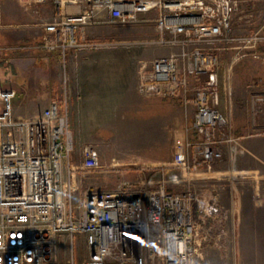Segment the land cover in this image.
I'll list each match as a JSON object with an SVG mask.
<instances>
[{
	"label": "built area",
	"instance_id": "obj_1",
	"mask_svg": "<svg viewBox=\"0 0 264 264\" xmlns=\"http://www.w3.org/2000/svg\"><path fill=\"white\" fill-rule=\"evenodd\" d=\"M50 1L55 18L44 25L40 47L60 60L61 95L38 116L24 117L13 111L16 89L0 87V264H57L62 238L73 243L77 235L84 236L88 249L80 264H154L159 258L164 264H190L197 218L222 211L217 195L171 190L168 183L183 178L168 179L166 169L159 167L146 180L124 181L115 190H87L82 199H74L75 174L98 168L99 152L84 145L78 171L67 59L75 50L117 44L87 38V24L106 20L128 25L141 13H153L147 19L155 34L145 42L170 52L139 64L137 90L196 108L193 135L175 143L170 167L196 173L222 160L225 150L235 162L245 149L234 133L230 108L222 103L232 62L222 67L221 52L233 48L232 42L261 39L258 33H231L233 14L250 0H79L84 8L75 15L64 12L68 0ZM253 101L264 103V92L254 93ZM150 226L158 228V252L150 241Z\"/></svg>",
	"mask_w": 264,
	"mask_h": 264
},
{
	"label": "crops",
	"instance_id": "obj_2",
	"mask_svg": "<svg viewBox=\"0 0 264 264\" xmlns=\"http://www.w3.org/2000/svg\"><path fill=\"white\" fill-rule=\"evenodd\" d=\"M251 1L255 0L249 2ZM83 8V2L68 0L64 6V12L68 15H75ZM100 11L101 16H105V12ZM153 15L151 13V15L145 16V26L141 28L151 36L155 34V27L153 21L147 18H152ZM54 18L55 6L50 0L38 4L21 0H0L1 58L21 48L24 50L34 49L39 53L43 52L40 44L44 25L53 21ZM115 26L117 25L102 20L99 23L87 24L85 34L89 39H110L119 32ZM157 50L161 51L162 49ZM41 54L43 55V53ZM81 54L88 55L91 59L78 60ZM123 54L127 55L125 59L117 58ZM51 57L52 60L42 59L41 63L47 67L50 66L55 59L54 56ZM69 57H71L67 62L71 100L69 123L75 141L74 162L76 163V159L82 156V148L87 143L94 145L99 152L98 168L85 174H80V172L75 174L74 182L77 181L76 189L74 186L75 200H80L84 196L82 188L103 189L109 185V189L115 190L124 181L136 182L145 179L148 174L145 167L128 168L123 171L121 167V169L116 167L118 165L136 163L151 165L162 162V160H171L174 149L167 158H161L163 131L170 133L173 138L171 142L173 141L174 145L178 141L192 137L191 124L195 114V106L193 104L182 105L174 98L141 94L137 90L139 61L132 62L129 60L125 50H119L112 46L98 49L85 48L73 51ZM75 59L76 61H74ZM24 111L27 112L22 109L18 114L24 116ZM237 116L238 114H236L234 123L235 132L239 135L238 133L241 132L242 128ZM129 132L139 133L140 136L133 142L130 140L128 144V138L124 134ZM111 133L114 134L113 137L115 136L112 138L114 141L115 139L126 141L125 146L121 145L116 148L119 152L107 151L114 149L107 145ZM115 133L118 134L117 137ZM239 136L245 151L239 154L235 163L231 161L228 151L225 150L222 160L202 166L198 171V176L183 180L189 188L194 183L209 184L210 187L208 185V188L200 193L206 197L219 196L218 202L220 205L222 204V211L225 206L224 200L220 198L222 190L220 187L216 189L211 186V183L223 179L220 176L223 167L226 171L228 166L231 169L238 166L240 171L249 170V172L257 174L259 161L263 162L264 160V135ZM245 159L249 162L248 167L243 164ZM81 164L82 158L77 165L78 171ZM174 173L173 176L182 175L179 172ZM237 190V188L232 187L227 192L231 199L227 202L229 206L227 207L226 223L228 229H233L234 238L235 232L240 226L242 211V201L239 199L241 192Z\"/></svg>",
	"mask_w": 264,
	"mask_h": 264
},
{
	"label": "rangeland",
	"instance_id": "obj_3",
	"mask_svg": "<svg viewBox=\"0 0 264 264\" xmlns=\"http://www.w3.org/2000/svg\"><path fill=\"white\" fill-rule=\"evenodd\" d=\"M146 15H151V13H141L139 20L133 24L115 26L119 32L110 38V40L117 41V44H114L112 47L125 50L128 53L129 60L132 62L139 61V64L144 60H151L170 52L168 48L150 45L145 42L146 39L153 37L141 29L145 26L143 18ZM231 33L238 37L258 33L261 39L256 43L250 44L241 41L232 42L233 48L221 52L222 67H228L232 62L229 73H227L230 81L229 86L227 85V90H222V103L224 104L223 106H227L226 108H230L231 110L234 133L236 135L234 123L236 114H238L237 120L242 128L241 132L238 133L239 135H263L261 132L264 128V103H255L253 101V94L264 92V0L248 2L238 9L232 16ZM157 49L162 50L158 51ZM23 50L24 48H21L2 58V54H0V87H13L16 89L17 94L13 107L15 114L17 113L18 115L24 109L27 111H24V117H35L52 100L58 99L61 95L60 88L62 90L63 69L56 54L47 53L45 50L40 53L36 50L34 51V49ZM51 56H54L55 59L50 66L47 67L41 63L42 59L52 60ZM125 56L127 55L123 54L116 57L118 59H125ZM70 59L71 57H68L67 62ZM79 59L89 60L91 58L88 55L81 54L78 57ZM248 122L249 124L247 125ZM113 135V133L110 134L107 144L110 146L109 148H114L113 150L108 148L109 150L107 151L111 153L115 151L119 152L116 148L126 145L125 140L119 141L115 139L114 141L112 138L115 136L113 137ZM115 135L117 137L118 134L115 133ZM124 135L128 138V144L130 140L133 142V140L138 139L140 136L139 133L130 132ZM170 137L171 135L168 131L162 132L161 158H167L175 148L174 142H171L173 138ZM80 158L82 156L76 159L75 164L78 163L77 165H79ZM171 161L172 159H166L151 165L136 163L118 165L116 167L122 168L121 170L123 171L128 168L145 167L148 174L142 180L156 175L159 167L166 169V177L168 179L183 178L184 180L188 177L195 178L198 176L199 172L189 173L172 169L170 167ZM243 162L248 167L249 162L247 160ZM224 169L223 167L220 173L223 179L212 182L211 186L216 189L221 188L222 193L220 198L224 200L225 208L223 207V211L213 217L203 218L199 216L197 218L198 224L195 229V238L190 246V264H264V160L263 162L259 161L257 174H253L249 170L240 171L238 166L232 169L228 166L226 171ZM174 172H179L182 175L173 176ZM76 182L75 180V189ZM208 185L207 183H194L189 188L185 185V181L168 183V187L171 190L184 191L188 189L198 195H202L200 192L205 191ZM108 186L103 187V189L94 190H111ZM232 187L237 188V191L241 192V194L239 193V199L242 201L241 222L235 232V238L233 229H228L226 223L227 207L229 206L227 202L231 199L227 192ZM91 189L93 190V188H82V194L84 195L87 190ZM149 233L151 244L156 252H158L160 250L158 228L150 226ZM87 253L88 249L83 235L75 236L73 243L69 237L64 236L58 248L57 264H80L86 258ZM154 264L164 263L159 258Z\"/></svg>",
	"mask_w": 264,
	"mask_h": 264
}]
</instances>
